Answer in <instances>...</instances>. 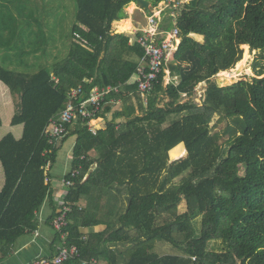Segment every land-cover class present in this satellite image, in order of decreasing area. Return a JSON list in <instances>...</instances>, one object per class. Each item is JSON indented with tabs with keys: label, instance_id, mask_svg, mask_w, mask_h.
I'll return each instance as SVG.
<instances>
[{
	"label": "trees",
	"instance_id": "1",
	"mask_svg": "<svg viewBox=\"0 0 264 264\" xmlns=\"http://www.w3.org/2000/svg\"><path fill=\"white\" fill-rule=\"evenodd\" d=\"M76 1L74 32L87 45L74 42L51 71L25 74L0 64V79L17 98L12 123L25 125L21 139L12 133L0 138L6 177L0 191V242L10 248L37 230L36 211L50 195L45 168L54 166L64 142L76 135L72 167L82 165L83 171L64 202L73 207L67 242L77 244L81 256L64 264L92 258L107 264H264V64H256L260 69L251 80L222 86L215 79L243 58V47L238 69L246 64L249 47L264 58V0L182 4L177 18L181 44L167 65L172 81L165 84L163 71L147 103L137 85L128 84L144 51L130 43L127 33L113 32V23L128 17L133 0ZM149 1L158 6L163 0ZM172 26L170 17L166 28ZM201 83L207 84L201 104L182 100L194 96ZM79 84L86 95L96 86L121 89L103 103L98 117L107 120L97 135L78 119L51 144L44 129L66 107L68 90ZM119 99L125 108L114 111ZM222 110L246 119L244 133L225 148L211 124ZM180 144L188 156L171 167L169 153L173 159L186 155ZM180 177L183 181L174 184ZM184 199L188 209L179 212ZM53 209L48 221L59 212ZM97 225L105 228L88 236L84 229ZM157 241L180 253L155 251ZM217 241L220 251L211 248ZM61 242L56 233L55 251Z\"/></svg>",
	"mask_w": 264,
	"mask_h": 264
},
{
	"label": "crops",
	"instance_id": "2",
	"mask_svg": "<svg viewBox=\"0 0 264 264\" xmlns=\"http://www.w3.org/2000/svg\"><path fill=\"white\" fill-rule=\"evenodd\" d=\"M35 1L36 0H0V64L6 69L14 72L34 74L42 69L51 71L55 64L61 63L66 59L68 47H70V52L74 42L81 44L76 40L79 34L74 32V26L72 44H69L67 38H62L65 28L63 29V26L61 27V23L56 25L52 22V19L61 18V15H63V13L58 12L60 11L59 7L52 5L50 0L45 7L41 5L35 7L33 6ZM163 6L162 4L159 8ZM156 7L154 6V8ZM39 10H42V12H39ZM141 12L149 11H144L140 8L133 9L131 12H127L129 16L123 19H130L132 22L130 15L135 14L136 17L137 14ZM152 13H149L148 17ZM39 17H46L50 20L35 22ZM121 20L115 21L116 24ZM132 25V30L122 32L130 35V40L135 36V30L147 26L140 25L138 22L136 25L132 22ZM16 100L17 98L10 87L0 79V114L2 118V126H0V129H6V132L0 136V138H3L9 133H12L17 139H21L24 135V123L17 125L12 123L17 108ZM116 105H118V107ZM119 107L125 108V103L122 99L114 103V111ZM103 120L106 121L104 117H101L97 121L101 127H103V125H101L99 121ZM75 137L77 142L78 137L76 135ZM66 142L67 140L64 143ZM71 153L73 154V150ZM70 157L73 165V155ZM47 165L49 169L45 168V182L50 183V195L41 208L36 211L39 226L35 232L26 233L17 238L15 244L10 248L6 246V243L0 242V264H29L37 257L51 256L57 252L54 250L55 247L52 244L56 235L52 224L53 220L48 221V219L53 214L54 206L60 211L62 205L65 203L64 197L68 191V187L63 183V177L68 170L62 173L60 177L61 180L59 178L56 180L50 176V171L53 167L50 168V163ZM94 168L95 165L93 164L91 169L85 174L88 176ZM47 178L49 180H47ZM5 181V172L0 161V191L4 187ZM104 228V225H97L84 230L89 236L92 232L100 231ZM99 263L107 264L106 262L100 261Z\"/></svg>",
	"mask_w": 264,
	"mask_h": 264
},
{
	"label": "built area",
	"instance_id": "3",
	"mask_svg": "<svg viewBox=\"0 0 264 264\" xmlns=\"http://www.w3.org/2000/svg\"><path fill=\"white\" fill-rule=\"evenodd\" d=\"M189 1L191 0H163L160 3L164 6L162 8L156 7L154 12L148 17L147 26L135 30L136 34L130 40L131 43L138 44L143 49L144 54L139 60L137 70L128 80V84L137 85L145 103H147L149 95L155 89L159 76L163 71L166 73L165 84L172 81L167 65L181 44V31L177 26L178 10L182 4ZM167 10L173 22V26L170 29L161 26V22H163L162 15L164 17ZM76 40L82 45L89 43L87 39L79 35H77ZM54 78L57 82L59 81L58 78ZM120 89L119 85L96 86L89 95H86L83 84L72 86L67 92L68 103L66 107L49 120L43 135L51 144H54L57 140L66 136L69 125L74 124L78 119L86 120L88 130L97 135L100 129L97 122L99 119L98 115L102 110L103 103L111 93L119 92ZM119 101L120 99L116 102ZM82 159H85V156ZM46 169H49L48 165ZM82 171V165L77 169L72 168L63 177V183L68 188L73 186L75 179L82 176ZM86 177L87 175L85 174L83 178L85 179ZM47 180L49 179L47 178ZM72 209V204L64 203L58 214L53 218V228L60 234L62 241L57 248V252L51 256L37 257L29 264H64L81 256L80 247L77 244H68L67 242L69 237L67 226ZM83 264H99V261L96 258L85 259Z\"/></svg>",
	"mask_w": 264,
	"mask_h": 264
},
{
	"label": "rangeland",
	"instance_id": "4",
	"mask_svg": "<svg viewBox=\"0 0 264 264\" xmlns=\"http://www.w3.org/2000/svg\"><path fill=\"white\" fill-rule=\"evenodd\" d=\"M48 1L49 0H36L33 6L38 7L39 5H41L42 7H45L46 4L48 3ZM50 3L54 6L59 7L60 11H58V12L63 13V15H61V18L52 19V22H54L56 25L58 23H61V27L63 26V29L65 28V32L62 35V38L63 39L67 38L69 44H72L73 26L77 23V20H76V15H77V10H78L77 1L76 0H50ZM161 4L162 3H160L158 5V8L161 6ZM136 7H137L136 3H133L132 5H128L126 10H127V12H131L133 9H138ZM170 11H171V9H170ZM39 12H42V10H39ZM149 13L150 12H141V13L137 14L136 17H135V14H131L130 17H131L134 25H136L138 22L140 25L145 26L148 23V14ZM169 14L170 13L167 10V13L164 15L165 18L162 15L163 22H161V26L163 28L170 25ZM43 20L45 22V21H48L50 19H47L46 17H43V18L39 17L38 20H35V22L43 21ZM55 20H57V21H55ZM113 31L115 33H122V31H117L116 22L113 23ZM195 37L197 39H200V40L203 39V37L201 35L195 34ZM69 48L70 47H68L67 52L65 51L66 52L65 58H67V56L69 54L68 53ZM243 49H244V54H243L242 59H244L245 53H246V50L244 47H243ZM249 54L250 55H249V58L247 59L246 64L241 67L242 69L240 68L241 69L240 74L238 73V75H236V77H234L230 80H227L220 73H219L220 75L219 74L216 75L215 79L218 82H219V80H222V83L221 84L219 83L220 85H222V86L223 85H230V84H233V83H235L239 80H242V79L251 80L253 77L257 76V70L260 69V64H264V58L262 57V52L259 50H253V49H251V47H249ZM238 63L233 68L229 69L228 71L235 73L236 70L239 68ZM257 63H260V64L256 65ZM206 85H207L206 83H201L197 87V91H196V94L194 96H188V97L186 96V97H183L182 100L183 101H189L192 105H194L196 103L201 104L203 102V99H204ZM118 105H123V104H118ZM118 105H116V106L118 107ZM119 108H117V109H119ZM224 114H225V110L217 112L215 114L213 120H212V123H211L213 126V128H212L213 131L215 133H217L220 137V144L222 145L223 148L227 147V145L236 136L243 134L245 129H246V119L244 116H241V118H239V117H235V116H225ZM111 116H112V113H110L107 116L108 119H110L109 117H111ZM221 116H224V117H221ZM104 119H106V118H104ZM99 122L101 125L105 124V120L99 121ZM99 127H101V126H99ZM5 132H6V129L1 128L0 129V136H2ZM75 143H76V137L70 136L67 139V142L64 143L62 145V147L60 148L59 153H58L59 157L57 159V162L50 171V176H52L56 180H57V178L60 179V177L62 176V173L64 171H67V170L69 171L72 168V160H71L70 156L73 155L71 152L74 148ZM180 146H182V148H184L186 151L185 145L182 144ZM187 156H188V151H186V155H184L178 159H173L171 157V154L169 153V165L171 167H174L178 163H180L182 160H184ZM182 181H183V179L181 177L177 178L174 180V184H180ZM178 209H179V212H185L188 209V204H187V201L185 199L180 203ZM154 248H155L154 249L155 251H158L161 254L180 253L179 249H177L174 245H172L168 242H165V241H157L154 245ZM211 248L220 251L222 249V244L220 243V241L212 242Z\"/></svg>",
	"mask_w": 264,
	"mask_h": 264
},
{
	"label": "bare ground",
	"instance_id": "5",
	"mask_svg": "<svg viewBox=\"0 0 264 264\" xmlns=\"http://www.w3.org/2000/svg\"><path fill=\"white\" fill-rule=\"evenodd\" d=\"M132 29H133V25H132V22L130 19H123L117 23V31L125 32V31H130ZM241 69H237L235 73L228 71V70L227 71L225 70V71H221L220 74L223 75L227 80H230V79L236 77V75H238V73L240 74Z\"/></svg>",
	"mask_w": 264,
	"mask_h": 264
},
{
	"label": "water",
	"instance_id": "6",
	"mask_svg": "<svg viewBox=\"0 0 264 264\" xmlns=\"http://www.w3.org/2000/svg\"><path fill=\"white\" fill-rule=\"evenodd\" d=\"M133 2L136 3V6L144 11H149L150 13L154 12L155 8L152 5V3L149 0H133L130 4ZM194 6H196L199 2V0H192ZM219 83H222V80H219ZM225 86V85H223Z\"/></svg>",
	"mask_w": 264,
	"mask_h": 264
}]
</instances>
